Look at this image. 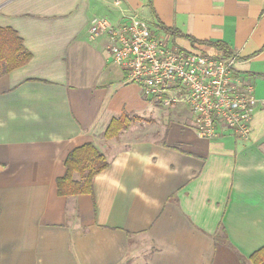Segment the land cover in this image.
Here are the masks:
<instances>
[{"label": "crops", "instance_id": "crops-1", "mask_svg": "<svg viewBox=\"0 0 264 264\" xmlns=\"http://www.w3.org/2000/svg\"><path fill=\"white\" fill-rule=\"evenodd\" d=\"M97 18L238 55L259 99L250 136L202 139L186 106L145 98L108 33L91 34ZM0 27L32 55L0 74V264H251L264 247V0H0ZM123 115L132 124L105 138ZM86 144L109 167L93 194L60 196Z\"/></svg>", "mask_w": 264, "mask_h": 264}, {"label": "built area", "instance_id": "built-area-1", "mask_svg": "<svg viewBox=\"0 0 264 264\" xmlns=\"http://www.w3.org/2000/svg\"><path fill=\"white\" fill-rule=\"evenodd\" d=\"M93 36L109 35V53L128 81L165 109L184 105L202 139L234 135L247 139L259 105L253 85L237 74L238 55H212L168 47L142 21L132 18L114 27L94 19Z\"/></svg>", "mask_w": 264, "mask_h": 264}, {"label": "trees", "instance_id": "trees-1", "mask_svg": "<svg viewBox=\"0 0 264 264\" xmlns=\"http://www.w3.org/2000/svg\"><path fill=\"white\" fill-rule=\"evenodd\" d=\"M213 45L227 53L222 44ZM31 58V53L24 47L18 33L11 28L0 27V74H7L25 66ZM132 122L126 115L113 120L105 132V138L118 137ZM65 166L66 173L58 180L57 185L58 193L63 197L93 194L94 179L109 167V162L93 144H86L69 154ZM75 173L80 174V180L74 178ZM249 261L251 264H264V247L253 253Z\"/></svg>", "mask_w": 264, "mask_h": 264}, {"label": "rangeland", "instance_id": "rangeland-1", "mask_svg": "<svg viewBox=\"0 0 264 264\" xmlns=\"http://www.w3.org/2000/svg\"><path fill=\"white\" fill-rule=\"evenodd\" d=\"M75 178V177H74ZM80 179H81V176H80ZM80 179H76V180H80Z\"/></svg>", "mask_w": 264, "mask_h": 264}]
</instances>
